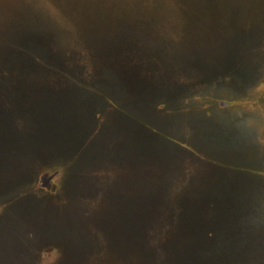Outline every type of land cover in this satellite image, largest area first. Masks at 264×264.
Listing matches in <instances>:
<instances>
[{"label": "rangeland", "instance_id": "374dc122", "mask_svg": "<svg viewBox=\"0 0 264 264\" xmlns=\"http://www.w3.org/2000/svg\"><path fill=\"white\" fill-rule=\"evenodd\" d=\"M181 100L228 103L264 145V0H0V224L26 210L41 227L29 238L46 230L30 241L35 264H264V155L228 166L224 186L208 168L227 165L196 154L209 176L181 214L167 191L187 189L152 183L151 139L143 166L94 159L121 144L117 116L150 131ZM83 164L102 182L139 181L137 200L113 216L75 204ZM174 168L161 177L179 178Z\"/></svg>", "mask_w": 264, "mask_h": 264}, {"label": "crops", "instance_id": "0c3cea01", "mask_svg": "<svg viewBox=\"0 0 264 264\" xmlns=\"http://www.w3.org/2000/svg\"><path fill=\"white\" fill-rule=\"evenodd\" d=\"M201 104L203 105V103L197 102L189 105L181 100L178 107L173 109V114L155 112L157 120L153 123L154 131H149L142 120L117 116L115 122L118 124L113 126V128H116H114L112 136L119 139L121 144L113 145V150L111 147L104 149V152L93 150L95 152L92 155L97 161H107L113 166L122 167L125 165L128 167L137 162L143 166L145 165L144 157H142L145 136L146 139H151L153 149L149 164L157 168L159 175L158 179L152 183L156 185V183L164 180L172 183L173 187H177L181 183L182 188L187 189L183 194H173L178 191L177 188H173L172 192L167 191L172 193L171 198L175 200L172 204L175 205L177 214H181L182 206H184L183 210L191 209L190 200L197 199L200 193H204L202 184L204 178L209 175L206 176L207 174L204 173L208 172H202L204 170L201 169L208 168L210 165H206L204 160L199 158V156H204L201 154L202 151L214 158L217 157L219 161L227 165L217 164L210 166L212 168H208L211 174L216 175L213 180L218 179L219 183L223 185L225 184L224 178L218 175L229 171L230 167L228 166L246 164L252 166L258 164L259 166L264 155V145L261 144L258 137L255 118L250 116L249 118H242L240 111L230 109V105L226 102H212L208 108L203 110ZM170 111H172V108ZM109 143L111 144V142ZM114 151H116V155ZM196 154H199V156ZM112 155L115 156L112 157ZM230 156H234L235 159ZM169 162L175 167L176 171H179V178L161 177L160 165ZM87 165H82L84 166L83 170H78V178L73 180L72 183L73 188L75 187V189H72V197L79 201H75V204L84 205V200L87 199L92 214L113 216L129 202L132 203L137 200L133 196V192L139 189V181L116 179L110 182H102L84 173ZM157 172H155V175H157ZM138 174L143 175V170L141 169L139 173H136V175ZM185 174L190 175V177H184ZM237 177L239 178V176ZM185 182H192L194 189L191 188L190 183ZM224 186L216 187L212 191L219 190V188L223 190ZM153 187L155 189V186ZM113 188L116 190L115 192ZM101 190H105L108 197L95 198L94 193H101ZM192 190H194L195 196L191 195ZM161 192L164 191L160 190L159 193ZM82 194L84 197H81ZM121 194L125 195L123 199L120 197Z\"/></svg>", "mask_w": 264, "mask_h": 264}, {"label": "water", "instance_id": "95a60500", "mask_svg": "<svg viewBox=\"0 0 264 264\" xmlns=\"http://www.w3.org/2000/svg\"><path fill=\"white\" fill-rule=\"evenodd\" d=\"M24 216H28L26 210L15 211L8 214L0 224V264H35L40 245L30 241L44 235L46 230L42 228L44 232L29 238L26 234L29 226L31 228L41 227H32L29 222H24Z\"/></svg>", "mask_w": 264, "mask_h": 264}]
</instances>
